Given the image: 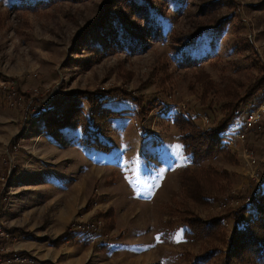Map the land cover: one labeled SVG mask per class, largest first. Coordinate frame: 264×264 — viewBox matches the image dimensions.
Here are the masks:
<instances>
[{
	"label": "rangeland",
	"instance_id": "1",
	"mask_svg": "<svg viewBox=\"0 0 264 264\" xmlns=\"http://www.w3.org/2000/svg\"><path fill=\"white\" fill-rule=\"evenodd\" d=\"M109 1L55 0L29 7L28 2L37 1L0 0V198L39 199L29 203L36 206L32 218L41 224L57 210L44 203L67 189L78 161L84 162V171L98 164L103 171L90 174L93 198L84 208L95 207L94 213L89 218L79 213L69 221L58 236L70 237L63 242L72 240L67 231L74 224L93 223L97 236L91 246L100 249V236H112L111 247L137 254L136 264H264L245 243L229 253L239 233L236 227L253 219L255 200L264 193V112L244 141L223 146L226 153L198 166L190 164L172 123L173 108L183 104L199 112L189 113L199 127L215 125L224 114L221 88L233 80L245 86L238 87L242 93L253 77L264 73V0H230V6L218 8L211 0H184L180 9L172 3L158 40L150 36L139 41L146 47L137 52L112 46L103 54L99 43L107 45L106 39L99 33L94 40L88 33ZM127 20L140 24L136 18ZM185 57L203 61L183 67ZM198 76L216 86L208 99ZM259 98L240 104L227 132L242 124ZM40 157L53 163L68 157L59 164L71 165L69 173L61 180L53 176V166L45 165L46 171L27 179L34 191L25 192L18 180L20 166L32 160L38 167ZM185 167L210 188L204 198L190 199L181 188L179 175ZM208 170L215 182L204 176ZM99 188L104 193L100 199L114 203L96 210ZM15 215L14 226L1 223L11 235L5 243L8 251L15 249L8 243L15 232L31 235ZM219 217L217 235L190 241L183 236L188 222L199 226Z\"/></svg>",
	"mask_w": 264,
	"mask_h": 264
},
{
	"label": "trees",
	"instance_id": "2",
	"mask_svg": "<svg viewBox=\"0 0 264 264\" xmlns=\"http://www.w3.org/2000/svg\"><path fill=\"white\" fill-rule=\"evenodd\" d=\"M36 1V4L28 2L27 5L29 4V7H34L35 5H42L43 3L54 2L55 0ZM211 1L214 3L218 2L217 8L221 5H231L230 0ZM183 2L184 0H110L108 2L109 5H107V8L113 6V10L110 8H105L103 17L96 21V27L94 26L93 31H89L88 34H90L94 40V37H96L95 34L99 33L106 39L107 45H105L106 43L103 44V42L99 43L102 45V48L103 46L105 48L103 50V54L108 53L106 47L108 50L112 51V46L128 52H137L138 50L146 47L145 43L140 44L139 41L142 42L143 39L150 36V39L153 41L159 39V34H161V22L167 17L168 9L172 7V3L178 5L177 7L175 6L174 9H180L184 8L185 6L182 5ZM129 7L131 8L127 13L126 10ZM131 18L140 20V24L135 26L133 23L127 20ZM223 21H225V19L221 22ZM109 25H111V27H108ZM90 35H88L89 38H91ZM202 61L203 59L201 58L189 59L188 57H185L182 59L181 64L183 67H197ZM196 82H200L203 85L202 92L206 99H208L210 92L216 88L215 85H212V83L208 81L207 76H198ZM238 87L244 88L245 86H242V83L240 82H235L232 80L221 88L220 94L222 95V101L220 103V107L224 114L221 119L218 120L213 126L207 128L199 127L194 122V118L196 117L190 116L191 114L189 113L192 111L189 110H186L180 114L173 113L174 115L172 123L178 131V137L183 151L189 155L190 164L198 166L200 162L204 161L205 159L214 158L217 155L226 153V149H224L225 146L223 145L224 139L228 133L232 132H227V129L233 118L238 114L240 104L243 101H248L257 95L258 97H261L258 99V103L264 99V73H262V75L253 77L242 93L238 90ZM192 113L197 116L199 114L198 111H193ZM247 113L248 112H246V115ZM137 115L141 118L142 114L137 113ZM246 115L244 119L246 118ZM242 124L233 131L241 130ZM189 172L190 169L187 167H185L180 172L179 181L181 188H183L184 192L190 199L197 200L200 199L199 196L204 198L205 193H208L210 188L199 183L200 176L198 178H193ZM212 173L214 172L211 170L205 172L203 171L204 176H207V178L211 176ZM224 174L226 175L223 176L228 177L226 172H224ZM210 179L212 182H215L214 179ZM261 196V199L260 197H258L256 200L254 199L255 205H258V207L257 213L253 219L247 224H243L241 226L238 225L236 227L239 233L233 240L229 253L233 254L235 253L234 251L238 252L241 243H245V246H247L250 251H253L257 256L256 258L262 262L264 261V193H262ZM110 217L111 213H107L106 218L110 219ZM184 222H186V220ZM188 223L189 224H186L187 227L183 236H186L187 240L190 241L193 239H200L202 237L209 238L215 233L217 235L219 228L218 225L222 223V218L219 217L212 222L202 223L199 226H193L190 224L191 222ZM95 235L96 233L94 235L87 233L83 236L90 242V239ZM66 239L65 236H61L54 240L53 243L59 244ZM239 239L243 240L244 242H239Z\"/></svg>",
	"mask_w": 264,
	"mask_h": 264
},
{
	"label": "crops",
	"instance_id": "3",
	"mask_svg": "<svg viewBox=\"0 0 264 264\" xmlns=\"http://www.w3.org/2000/svg\"><path fill=\"white\" fill-rule=\"evenodd\" d=\"M38 139H35L34 141H38ZM55 147L56 146L53 145L51 149ZM67 158L68 157L59 159L56 163H53L49 162L48 159L43 160L42 157H40L37 159V164L40 168H38L35 165L36 162L32 160L21 164V170L19 173L18 180L23 182V184L21 185L23 188L22 190L25 192L34 191V187H32L33 185L31 184V182L28 183L27 179L31 181V179L29 178L33 172L36 173L40 171H46L43 169L45 165L53 166L54 168H52V170H55L56 172L52 173L53 176L55 178L64 180L65 175L69 173V171L67 170H70L71 165H68V168H66L65 165H63L62 163L59 164V162L66 161L69 159ZM83 163L84 162L78 161V164L72 168L73 171H75L76 173L68 180L69 185L67 189L64 192H55L58 193L56 197L51 196L50 198H53L50 201L44 203H50V206L54 204L55 206H57V210L48 221L44 220L41 224H39V219L32 218L34 212L33 207L35 205H33L34 203H29L36 202L39 199H33L31 201H28L27 197H23L26 195H23L15 201H11L9 199V202H5L7 201L5 197L0 198V223H5L7 227L14 226V221L16 218L15 214L19 213V225L26 226V230L29 231V233L31 234H29L30 236L25 235L24 237H21L18 235L17 232H15L13 234V238L11 239L12 241L8 242L10 243L9 246L11 245L13 248L19 251L33 253L40 260L55 261L57 262V264H126L123 260L125 256L124 254H128L126 260L127 264H136L134 258H139L137 254H134L132 252L129 253L127 251L119 252L116 250V248L111 247V239H113L112 236L111 238L106 237V239L104 240L103 236H100V249L91 246L88 243L89 240L86 239L83 235L76 234L73 235L71 241L62 242L58 245L50 244L51 241H54L58 236L63 233L64 227L69 221L74 219L76 216L77 218H79V213H81L84 218H89L94 213L95 207L90 209H84L87 202L91 200V198H93L91 196L93 193L92 185L94 184V181L93 178L90 177V174L95 172L94 174H96V176L101 175L100 170H102L103 167L101 166L100 168V165L93 164L90 166V169L88 171H84L82 167ZM78 166H80L81 168L77 169ZM48 171H51V169H48ZM81 171L87 172L88 174L80 175ZM109 188V186H105V190L107 192ZM99 191L101 193H98L97 195L100 196H94L96 200L95 206L98 208L96 210L106 207L108 203L110 206L114 203L110 199H106L107 201L100 199L101 196L104 195V193L103 190H101L100 188ZM16 201L17 207H19V209H17L16 207L15 210L13 207L15 206ZM6 205L9 207L8 209L7 207H5ZM81 210H83V212H81Z\"/></svg>",
	"mask_w": 264,
	"mask_h": 264
},
{
	"label": "built area",
	"instance_id": "4",
	"mask_svg": "<svg viewBox=\"0 0 264 264\" xmlns=\"http://www.w3.org/2000/svg\"><path fill=\"white\" fill-rule=\"evenodd\" d=\"M254 106L251 110L248 111L246 118L243 121L242 129L238 131H232L228 133V135L224 139V146L227 148H232L236 145L238 140L244 141L246 138L245 132L247 129H252L254 126L257 125L259 121V113L264 112L263 106H264V99L259 103H253ZM186 111L185 105H176L173 108V112L175 114H180L182 112ZM258 129L260 126L257 127ZM248 153V152H247ZM251 158L252 163H256L255 158L253 155L248 153ZM93 224V223H92ZM88 224V223H77L74 224L71 229H69L67 232L71 235H86L87 233H90L91 235H94L96 232L93 231L92 228L95 227V225ZM11 235L10 233L1 225L0 223V264H57L55 262H49V261H40L39 259L33 257L32 254L29 253H22L18 252L17 250L13 249L11 251L6 250L5 243L10 239ZM95 237H92L90 239V242L95 241Z\"/></svg>",
	"mask_w": 264,
	"mask_h": 264
}]
</instances>
